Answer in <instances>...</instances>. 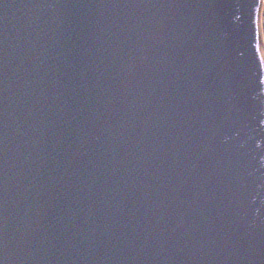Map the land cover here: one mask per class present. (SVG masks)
Returning <instances> with one entry per match:
<instances>
[{"label": "water", "instance_id": "water-1", "mask_svg": "<svg viewBox=\"0 0 264 264\" xmlns=\"http://www.w3.org/2000/svg\"><path fill=\"white\" fill-rule=\"evenodd\" d=\"M258 2L0 0V264H264Z\"/></svg>", "mask_w": 264, "mask_h": 264}]
</instances>
